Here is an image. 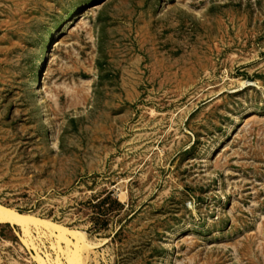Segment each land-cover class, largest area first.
Segmentation results:
<instances>
[{"label":"rangeland","instance_id":"1","mask_svg":"<svg viewBox=\"0 0 264 264\" xmlns=\"http://www.w3.org/2000/svg\"><path fill=\"white\" fill-rule=\"evenodd\" d=\"M0 205L85 264H264V0H0ZM49 227L0 264H68Z\"/></svg>","mask_w":264,"mask_h":264},{"label":"bare ground","instance_id":"2","mask_svg":"<svg viewBox=\"0 0 264 264\" xmlns=\"http://www.w3.org/2000/svg\"><path fill=\"white\" fill-rule=\"evenodd\" d=\"M55 41H57L55 43V47L57 48L60 45V41L58 40ZM0 223L19 225L20 227L25 229L30 228L31 225L46 224V226L48 225L52 228V232L54 228L55 229L57 228L59 231V234H57L58 235L57 244L60 245L59 243L60 240H63L65 242L66 244L65 248L63 247L62 250L63 253H65L66 255L68 264H85L84 261L86 259L83 260L84 257L82 256V254H84L83 251L88 248L91 241L88 242L87 239L85 238V235L80 231L79 232L69 231L68 229L62 226L56 225L54 223L51 224L50 222H46V220L36 218L35 216H33V214L21 213L14 209L2 205H0ZM68 233L75 238V241L74 239L68 237L69 235Z\"/></svg>","mask_w":264,"mask_h":264}]
</instances>
